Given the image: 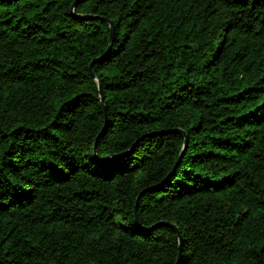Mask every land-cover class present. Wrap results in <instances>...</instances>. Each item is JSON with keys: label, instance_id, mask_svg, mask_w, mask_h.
<instances>
[{"label": "trees", "instance_id": "obj_1", "mask_svg": "<svg viewBox=\"0 0 264 264\" xmlns=\"http://www.w3.org/2000/svg\"><path fill=\"white\" fill-rule=\"evenodd\" d=\"M177 261L264 264V0H0V264Z\"/></svg>", "mask_w": 264, "mask_h": 264}, {"label": "water", "instance_id": "obj_2", "mask_svg": "<svg viewBox=\"0 0 264 264\" xmlns=\"http://www.w3.org/2000/svg\"><path fill=\"white\" fill-rule=\"evenodd\" d=\"M73 8H74V5H72V7H71V13H73ZM78 16H80V15H78ZM80 17H82V18H85V19H88V18H100V19H103V20H105L108 24H109V40H110V43H109V45H108V47H107V50L102 54V55H100L99 57H96L95 59H93V60H91V63H90V72H91V75H92V77H94L95 78V74H94V72H93V70H92V64L94 63V62H96V61H100V60H102V59H104L106 56H107V54L109 53V51H110V48H111V45H112V42H113V34H114V23H113V21L112 20H108V19H105V18H103V17H98V16H92V15H88V16H80ZM99 91H100V103L103 105V98H102V96H101V85L99 84ZM175 132L176 131H178V132H181L182 134H184V132L181 130V129H179V128H176V130H174ZM102 134V131L98 134V136H97V138L100 136ZM97 138L95 139V142H94V145H93V147L95 148V144H96V141H97ZM186 143H187V136L184 134V142H183V148H182V150H181V152H180V155L178 156V158H177V161H178V159L180 158V156L182 155V153H183V151H184V149H185V147H186ZM176 161V162H177ZM137 201H138V198H136V200H135V205H134V210H135V222H136V224H137V226H139L140 225V223H139V220H138V216H137ZM174 231H176V233H177V235H178V238H179V246H180V244H181V233H180V231H178L177 230V228H176V226L175 225H173V224H168ZM154 227V226H153ZM179 257H180V250H179ZM179 257H178V259H179ZM176 264H178V261L176 262Z\"/></svg>", "mask_w": 264, "mask_h": 264}]
</instances>
